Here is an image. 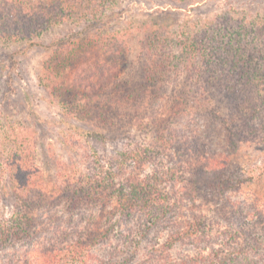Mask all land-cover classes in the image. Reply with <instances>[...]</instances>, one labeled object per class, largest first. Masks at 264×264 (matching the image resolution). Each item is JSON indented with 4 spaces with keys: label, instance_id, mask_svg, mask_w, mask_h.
I'll use <instances>...</instances> for the list:
<instances>
[{
    "label": "trees",
    "instance_id": "16d2710c",
    "mask_svg": "<svg viewBox=\"0 0 264 264\" xmlns=\"http://www.w3.org/2000/svg\"><path fill=\"white\" fill-rule=\"evenodd\" d=\"M122 1L0 0V38H31L55 26L70 24L71 31L48 46L40 74L41 83L53 91L59 104L63 102L60 108L65 118L84 121L95 116L98 119L103 118L107 110L89 94L80 96L74 88L66 87L71 85L69 78L75 61L85 55L92 57L88 62L92 73L107 78L108 84L110 79L114 80L111 89L118 93L119 103L139 101L148 87L147 96L154 103V110L138 119L136 125L139 130L154 129L155 139L161 144L134 140L122 122L113 126L123 132L112 137L104 131L76 125L70 133L74 137L72 142L80 143L78 134L90 135L83 137L84 144L79 146L85 167L78 176L63 175L56 188L40 183L42 177L34 160L37 147L33 138L22 135L19 130L3 136L8 141L9 152L4 157L6 153L0 144V174L5 172L4 166L12 169L8 172L11 179L20 172L24 181L20 179L17 188L25 192L28 199L24 205L17 203L10 214L0 204V258L5 257L0 264H128L138 255L139 239L144 237L146 228L160 221L171 229L166 241L154 245L146 255V264H264V236L254 237L255 246L226 251L223 242L234 238L236 233L221 227L215 229L208 222L207 213L195 211L202 209L212 196L218 197L217 203L220 201L218 209L233 190H251L245 179L248 169L234 165V159L241 145L250 142L261 145L254 148L264 153V25L246 24L239 16L241 9L230 13L223 9L205 17L202 14L180 17L178 11L184 8L183 3L189 5L204 0H165L172 3L168 9L147 13L140 7L128 16L124 15L127 9L121 5ZM175 8L177 17L172 18ZM134 44L137 55L131 58ZM137 65L143 71L141 83L133 82ZM121 73L127 77L126 81ZM225 99L231 100L228 116H223L214 103L217 101L220 105ZM118 106L117 110H121V104ZM194 113L198 118L205 116L204 127L210 126L209 117H215L227 130L220 150L205 147L198 132L186 134L177 130L176 126L187 124ZM187 126L191 128L190 124ZM122 138L129 143L112 156H100L94 147L99 139L108 142ZM171 146L187 154L183 156L189 159H175V166L166 170L161 161V170L143 177L128 174L122 181L125 167L144 165L156 157L157 152L162 153ZM212 152V156L208 155ZM189 161L198 162L190 171L186 166L192 176H181L178 168L182 169L185 167L182 163ZM77 162H72L71 166H76ZM261 165V173L252 178V184L258 186L253 191L256 200L264 199V161ZM170 180L175 183L168 189L164 184ZM2 190L0 187V194ZM70 193V204L74 208L89 201H100L103 193L106 200L115 197L121 228H124L123 221L137 218V228L127 227L125 232H120L121 243L111 252V258H97L94 262L90 251L93 243L110 233L108 227H80L65 232L63 224H57L54 231L43 235L47 226L42 228L36 211L41 206L46 208L48 201L54 203ZM177 194L190 197V217L183 213V199H177ZM202 197H205L203 203L197 204V199ZM69 233L73 237L70 242L59 241ZM215 236L221 240L216 241L218 246L211 243ZM185 240L197 247L196 253L174 258L166 252L176 242ZM208 243H211L210 248Z\"/></svg>",
    "mask_w": 264,
    "mask_h": 264
},
{
    "label": "rangeland",
    "instance_id": "374dc122",
    "mask_svg": "<svg viewBox=\"0 0 264 264\" xmlns=\"http://www.w3.org/2000/svg\"><path fill=\"white\" fill-rule=\"evenodd\" d=\"M121 5L127 9L124 15L128 16L134 14L140 7L147 13H155L157 10L168 9L171 7L172 3L165 0H138V2L123 0ZM182 5L184 8L178 11L180 17L186 18V16H188L193 18L200 14L205 17L209 13H219L223 9H227L229 13L231 10L235 11L234 9H241L239 16L242 17L246 24L260 23L262 24L261 26L264 25V0H204L189 5L188 3H183ZM173 10L175 15H172V18L177 17V8ZM70 29V24H65L55 26L42 32L39 36L31 38L28 36L24 38H0V144L4 153H6L4 157L8 156L7 153L9 151L6 145L8 141L6 138H3V136L10 134V131L16 133L18 130L22 135L28 134L33 138L35 147H37L34 160L39 166L42 177L40 181L41 185L56 188L61 184L63 175L67 176L73 173V175L75 174L78 176L80 173L79 171L85 167L84 164L81 163L82 161L85 162V160L83 156H79V146L82 143L84 144L82 138H89L90 135L85 137V135L78 134L77 137L80 143H76L75 141L72 142L71 140H73L74 137L72 136L73 134L71 135L70 133H73V128L76 125L82 126L85 129L93 128L104 131L107 136L112 137L115 134L123 132V129L114 127L116 126L115 123L122 122L127 125L129 128L128 131H130V135L134 140L142 143H147L150 140V142L155 141L158 145L160 144V142L155 139L156 133L154 129L151 128L147 130V128L143 127L139 130L138 125H136L138 119L153 113L154 110L153 108L155 105L151 103L147 96L148 87L144 90V96L139 101L124 100L123 102L120 100L121 102L119 103L118 101L120 98L117 96L118 93L111 89V87L115 85L114 80L110 79L108 84L107 78L96 76L98 75L97 72L95 75L90 71L91 69L88 67V62L89 60L91 61L92 57L88 58L84 55L77 58L69 78L71 85L66 87H71V89L74 88L73 90L80 96L87 93L93 100L97 99L96 101H99L100 104L103 105V108L107 109L106 113L102 110L106 117H98L97 119L93 116L84 121H80L70 120V118H65L62 115L60 105H64L63 102L59 104L53 91L41 83L40 74L43 71V62L49 52L48 46L53 44L55 40H58L59 37L69 33L71 31ZM174 29H177V26H175ZM134 47L135 50H133L131 58L137 55L135 44ZM124 69L126 71V68ZM133 73L137 74V76L134 77L136 80L133 82L141 83V81H143V71L140 66L137 65ZM127 74L128 72H126V75ZM120 75L123 76L124 74L121 73ZM123 80L126 81L127 77L123 76ZM85 102L86 100H84L83 103ZM214 103L216 107H220L223 116L231 114V108L228 107L231 104L230 99H225L220 105L217 101H214ZM118 104H121V110H117V107H119ZM111 107H113L114 110H111ZM120 116L121 119L119 118ZM198 116L197 113L191 114L189 121L186 122L188 125H191L190 129H188L187 124L183 123L176 126L177 130L186 131V134L189 131V133H191V131L195 133L198 132L203 141H205V147L208 146L213 150L216 148L220 150L225 139L224 136L228 133L227 130L223 129L219 123H217L218 120L215 119V117H209L207 122L208 125L210 123V126L204 127L203 123L205 116L203 118H198ZM7 126L11 127L7 128ZM18 127L23 128L19 129ZM210 128L212 130H210ZM216 138H219V140L213 142ZM3 143H5V146ZM127 143H129V140L125 138L115 141L109 140L108 142H102V140L99 139L94 143V147H96L100 156L107 157L123 149L124 145ZM254 145L261 147V145L251 142L250 144H242L234 159V165L239 164L244 166L245 169H248L249 173L245 175V177L247 176L245 179L246 182L249 183L248 185L251 186V190H233L232 193L227 195L226 202L219 206L220 209H217L218 203L220 202L217 203L218 197L212 196L211 199L205 201L208 203H206L202 209L195 210L196 213H207L208 222L211 223L215 229L221 227L223 229L226 228L229 233H236L234 238H226L225 242H223L226 251L232 252L235 248L239 249V247L246 248V246H255L257 243L252 241L254 237L264 236V228H261V226L264 227V199L261 198L256 200L253 196V191L257 189L258 186L252 184L254 180L252 179L253 176L258 175L263 170V168L260 167L262 166L261 162L264 161V153L254 148ZM177 146H179V144ZM163 150L165 151L164 154ZM163 150L161 151L162 153L157 152L155 155L156 157L149 160L144 165H131L125 167V170H122L123 172L120 170L122 172V181L128 174L140 175L143 177L146 174H152L155 171L161 170V161L165 163L164 169L166 170L175 166V164H173L175 159H180L182 161L183 159H189V156L184 158L187 154L183 152L179 153L177 149H174L172 146L168 150ZM80 154H82V151H80ZM179 155L181 156L179 157ZM208 155L212 156L213 152L208 153ZM72 162H77L78 164L72 167ZM182 164L185 167L182 169L178 168V173L181 176L190 177L193 174L189 172L190 169L193 165L198 164V162L189 161L188 163L183 162ZM186 166H189V171ZM88 167H90L89 164ZM3 168L5 172L0 174V187H3L0 194V204L4 211L10 214L17 203L18 206L24 205L28 197L25 192H20L19 188H17L20 179L21 181L23 180L22 174L18 172V174L14 175L11 179L8 172L12 169H7L6 166ZM16 181H18V184H15ZM172 183L175 182L171 180L168 181V184H164L163 182L168 189L173 185ZM177 184L178 187H180L182 183L179 182ZM73 189L74 188H72L71 191H73ZM107 192H109V190H107ZM71 194L72 193L63 199L58 198L54 200V203L48 201L46 208L44 206L38 208L36 211V213H38L37 219L42 221V228L47 226L46 229H44L43 235H48L50 232L54 231L57 224H63L65 232H72L80 227H89L91 229L96 227L105 229L108 227L110 233L105 239L93 243L90 251L93 257L92 261L94 262L97 258H111V252L121 243L120 232H125L127 227L133 226L137 228V218L123 221L122 226L124 225V228H121V226H119L121 224V216L115 206V197L106 200V193H103L100 201H89L81 205L80 208H74L70 204ZM179 198L183 199V204L185 206L183 208V213L190 217L192 215V209L189 208L192 206L190 197L188 195L183 196L177 194V199ZM204 198L205 197L197 199L196 203L201 205ZM174 199L175 197L173 200ZM98 202L99 204H97ZM249 211L252 214L248 213ZM45 214L46 217H44ZM47 215H49V217H47ZM167 227L168 226H165L162 221H160L146 228L144 237L139 239L140 248L138 255L128 264H146V255L151 251L154 245L166 241L167 233L171 229ZM216 237L217 236L213 239L214 242L211 243H213L212 245L216 244V246H218L219 243L216 241L220 242L221 240L216 239ZM71 239H73V237L71 233H69V235L60 238L59 241H66L65 243H68ZM211 243L206 245L210 248ZM247 243L250 244L247 245ZM25 249L26 248H24V250ZM166 252L170 253L172 257L177 258L183 255L196 253L197 247L189 240H185L176 242L171 248H167ZM4 259L5 257L1 256L0 261Z\"/></svg>",
    "mask_w": 264,
    "mask_h": 264
}]
</instances>
